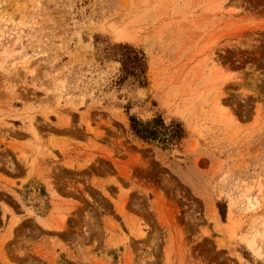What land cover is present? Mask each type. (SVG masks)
<instances>
[{
    "label": "rangeland",
    "instance_id": "374dc122",
    "mask_svg": "<svg viewBox=\"0 0 264 264\" xmlns=\"http://www.w3.org/2000/svg\"><path fill=\"white\" fill-rule=\"evenodd\" d=\"M0 264H264V0H0Z\"/></svg>",
    "mask_w": 264,
    "mask_h": 264
},
{
    "label": "trees",
    "instance_id": "16d2710c",
    "mask_svg": "<svg viewBox=\"0 0 264 264\" xmlns=\"http://www.w3.org/2000/svg\"><path fill=\"white\" fill-rule=\"evenodd\" d=\"M116 58L119 61L121 85L126 80L132 79L140 88L147 87V59L144 53L127 44L114 45ZM129 131L131 135L147 145H155L161 151H169L177 147L185 138L186 133L181 122L171 120L168 124L161 115L156 114L151 119L142 121L133 115H128ZM217 208L224 221L223 205Z\"/></svg>",
    "mask_w": 264,
    "mask_h": 264
},
{
    "label": "crops",
    "instance_id": "0c3cea01",
    "mask_svg": "<svg viewBox=\"0 0 264 264\" xmlns=\"http://www.w3.org/2000/svg\"><path fill=\"white\" fill-rule=\"evenodd\" d=\"M36 163H37V159H36ZM35 165H36V164H35ZM69 169H70V168H69ZM73 170H74V171H77V168L75 167V165H74V167H73ZM33 177L38 178L37 174H35V173H33V175H32L30 178H33ZM41 182L43 183V185H45V183H44L42 180H41ZM23 184H24V183L17 184L16 188H21V187L23 186ZM88 186H89V187H92L91 183H88ZM45 188H46V185H45ZM43 189H44V188H43ZM46 191H47V188H46Z\"/></svg>",
    "mask_w": 264,
    "mask_h": 264
},
{
    "label": "bare ground",
    "instance_id": "6f19581e",
    "mask_svg": "<svg viewBox=\"0 0 264 264\" xmlns=\"http://www.w3.org/2000/svg\"><path fill=\"white\" fill-rule=\"evenodd\" d=\"M121 39V38H120ZM255 252V251H254Z\"/></svg>",
    "mask_w": 264,
    "mask_h": 264
}]
</instances>
